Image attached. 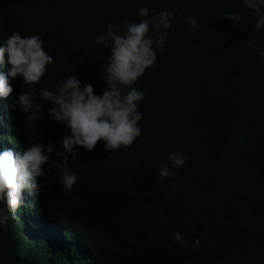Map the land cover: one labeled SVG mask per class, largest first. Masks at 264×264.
I'll use <instances>...</instances> for the list:
<instances>
[{"label":"trees","instance_id":"1","mask_svg":"<svg viewBox=\"0 0 264 264\" xmlns=\"http://www.w3.org/2000/svg\"><path fill=\"white\" fill-rule=\"evenodd\" d=\"M145 7L175 16L165 47L155 48V64L134 85L147 94L138 108L142 134L119 151H106L103 141L92 152L77 147L67 165L78 177L70 192L45 165L52 207L90 238L84 264H264V58L248 47L255 40L264 50V31H256L243 0H0L1 47L13 32L39 35L54 59L34 87L8 78V109L24 91L37 93L43 114L26 127L30 144L61 150L70 130L47 115L53 104L39 90L54 91L75 75L102 95L107 61L97 58L111 48L96 38L109 23L139 22ZM235 12L238 25L223 19ZM185 16L199 27L190 28ZM10 68L1 65L0 73ZM172 150L187 157L174 170L183 191L157 175ZM51 159L62 162L54 153ZM177 232L187 248L171 239ZM197 236L201 243L192 247ZM0 249L8 254L0 264L25 263L11 259L23 253L15 221L0 226Z\"/></svg>","mask_w":264,"mask_h":264},{"label":"clouds","instance_id":"2","mask_svg":"<svg viewBox=\"0 0 264 264\" xmlns=\"http://www.w3.org/2000/svg\"><path fill=\"white\" fill-rule=\"evenodd\" d=\"M253 12L256 31H264V0H243ZM183 16V13H181ZM139 22L126 21L109 23L104 35L96 38V45L110 47L111 54L97 59L102 64L103 80L107 88L102 95H96L91 83H82L72 75L65 77L54 91L41 88L38 97L53 107L47 115L57 123H63L70 134L62 143L45 145L43 142L30 144L27 128L41 119V105L36 102L37 93L24 91L8 109L6 102L14 89L9 77H22L23 84L35 86L44 77L47 66L54 63L39 35L22 37L13 32L0 45L1 65L10 64L7 75L0 73V226L12 220L18 227V236L23 253H11V259L25 263L40 264H84L88 254L90 238L70 222L56 214L52 207L49 187L44 179L49 175L45 165L59 173V184L64 192H70L78 181L77 175L67 167L69 156L79 155L77 147L92 152L100 141L106 151L130 148L141 136L139 123L142 113L139 104L147 95L134 85L157 60L155 48L165 47L172 11H160L152 15L150 9H139ZM225 20L237 25L241 22L239 12L225 14ZM192 29L199 27L194 18L184 17ZM153 35H149L151 30ZM248 47L256 49L264 58V50L258 41L249 40ZM7 54V60L5 56ZM10 100V98L8 99ZM23 112L26 114V126ZM27 127V128H26ZM62 158L53 161L52 154ZM187 163L183 152L172 150L157 170L159 182L171 180L170 187L183 191L186 185L176 180V171ZM171 239L181 248H187L189 241L180 232ZM201 243L197 236L192 247ZM0 255L4 254L0 249Z\"/></svg>","mask_w":264,"mask_h":264},{"label":"rangeland","instance_id":"3","mask_svg":"<svg viewBox=\"0 0 264 264\" xmlns=\"http://www.w3.org/2000/svg\"><path fill=\"white\" fill-rule=\"evenodd\" d=\"M23 264H27V263H23Z\"/></svg>","mask_w":264,"mask_h":264}]
</instances>
